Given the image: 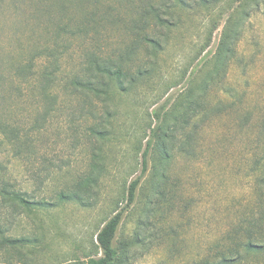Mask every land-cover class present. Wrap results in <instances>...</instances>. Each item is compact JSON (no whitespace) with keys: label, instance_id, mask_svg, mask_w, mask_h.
<instances>
[{"label":"rangeland","instance_id":"rangeland-1","mask_svg":"<svg viewBox=\"0 0 264 264\" xmlns=\"http://www.w3.org/2000/svg\"><path fill=\"white\" fill-rule=\"evenodd\" d=\"M149 1L0 0V163L16 189L43 200L0 211V223L11 214L5 233L24 238L0 249V264H79L101 254L96 233L124 206L126 187L140 174L152 111L186 90L192 65L213 54L240 3L180 11L156 72L130 91L112 85L107 105L76 91L70 78L88 56L115 58L135 43L132 19ZM46 46L57 48L53 105L40 82L16 75L33 57L37 70L46 64L39 55ZM136 47L135 62L143 53ZM234 47L225 77L208 88L204 109L190 122V153L172 151L163 196L148 202L146 184L124 211L117 234L130 245L121 264H264V1L249 10ZM90 125L108 132L96 138ZM9 129L18 137L13 147L5 140ZM94 155L103 167L84 201L60 200Z\"/></svg>","mask_w":264,"mask_h":264},{"label":"trees","instance_id":"trees-1","mask_svg":"<svg viewBox=\"0 0 264 264\" xmlns=\"http://www.w3.org/2000/svg\"><path fill=\"white\" fill-rule=\"evenodd\" d=\"M166 1L155 3L151 0L145 3L139 9L138 16L132 19L131 28L136 35L134 41L143 48V53L137 62L134 59L137 45L133 42L115 58L90 55L83 64L82 70L70 78L72 87L80 93H85V96L90 94L107 105L112 85L118 91H130L137 87L139 81L149 79L152 72H156L157 58L164 49L163 39H166L172 31V26L179 19L180 11H190V9L198 11L203 8V12H210L211 8L222 3V0H171L172 3ZM263 1L240 0L238 8L233 13H228L213 54L207 58L205 56L202 59V61L205 59V62L192 65L186 90L170 105L166 106L163 103L152 111L153 125L149 126L141 152L140 174L128 183L124 206L116 211L96 233V246L101 254L89 256L79 264H121L124 261L130 243L119 238L117 234L124 211L135 204L146 184H149L152 190L151 196L147 195L148 202L154 199L155 195L163 196V187L168 181L167 165L173 156V149L185 154L190 153V122L193 120L192 125H194L195 118L204 109V96L208 88L225 77L228 62L235 53V42L249 10L258 8ZM56 51L55 46H46L39 52L47 63L41 64L38 70L34 57L16 67V75L24 82L30 78L36 83L40 82L39 87L47 98L48 105H53L55 102V96L50 90L55 85L57 68H59ZM202 66H206L207 69L199 81L194 82V75ZM44 113L46 115L47 111ZM88 128L91 135L99 139L108 132L107 125H90ZM5 137L12 147L15 139L18 138L14 129H9ZM99 160L98 155H94L87 174L76 182L75 188L59 193L58 198L63 201L83 202L87 188L98 182V174L103 167ZM1 165L0 163V211L6 213L4 208L7 207L11 208L10 213L21 207L29 210L31 205L43 202L32 199L27 190L16 189L5 177ZM7 219L0 223V249L20 246L24 242L23 237H12L5 233L8 230Z\"/></svg>","mask_w":264,"mask_h":264}]
</instances>
